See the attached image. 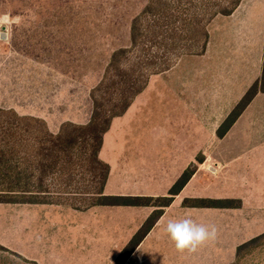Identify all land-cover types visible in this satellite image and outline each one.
I'll list each match as a JSON object with an SVG mask.
<instances>
[{"label": "crops", "instance_id": "0c3cea01", "mask_svg": "<svg viewBox=\"0 0 264 264\" xmlns=\"http://www.w3.org/2000/svg\"><path fill=\"white\" fill-rule=\"evenodd\" d=\"M259 1L264 5V0H244L232 15L227 16L234 20V23L229 26L230 31L220 33L215 40L210 28L219 16L210 23L208 48L203 55H196L204 62L199 71L203 78L201 88L193 85L195 68L187 71L188 75L191 74L188 76L189 79L193 81L189 83L188 80L186 86H154L156 80L157 82L167 80L175 69L154 75L147 88L136 97L128 111L116 117L110 130L105 134L100 158L110 166L104 189L106 195L168 196L183 173L192 164L197 165L192 178L181 192L175 195L171 204L163 208L162 216L134 249L124 253L158 207L95 205L78 209L76 153L73 181L65 184L59 181L58 184H54V178L58 176V173L57 176L51 175L50 178H46V183L49 182L48 185L52 189V192L46 195L60 194L61 191L56 192L55 189L65 190L62 189L65 185L74 191L64 192V195L66 194L69 198L55 199L36 192L27 193L24 196L17 192L13 193L12 201H0V209L5 204L28 208L26 213L29 218L26 221L28 225L26 230L31 237L26 248L16 246L18 234H20L17 231L19 225L16 223L19 221H15L12 215L10 231H8L1 221L2 213L0 212V248L34 264H78V254H84L79 258L81 264H153L154 258L155 264H231L234 262L240 245L264 233V207L261 204L264 173H260L262 177L239 173L233 169L234 159L229 156L228 151L220 149L212 153L204 146L195 149L194 135L180 132L163 135L159 132L162 131L161 128L158 130L162 125L159 126L156 120L143 116L152 103L170 102V99L172 102L170 114L182 108L187 110V115L189 113L193 115L196 103L200 101L196 98L199 90L202 93L201 101L204 106L222 109L229 114L262 75L264 28L262 30L254 23L252 13L249 12L258 5ZM22 24L24 29L32 27L30 22ZM68 26L64 28L68 32L62 35L66 37V43L68 42L64 45L63 52L66 56L64 61L68 63L66 68L52 70L50 64L48 65L44 60H34L28 54H24L25 57H13L14 52H12L10 76L26 79L50 78L52 72L58 76H64L66 72L68 77L78 78V23ZM42 27L49 29L51 25L42 24ZM13 28L14 23H12ZM0 34L2 37L4 33ZM97 40L96 38V44ZM16 52L18 56H21V51ZM92 60L94 59L87 57L84 62L91 63ZM98 62L96 58L91 68L83 67L88 68L86 72H97ZM187 67L189 68V65ZM2 68V57H0V79L3 76ZM5 71L8 73L9 69ZM1 86L0 80V109H12L20 116L42 119L50 133L54 135L60 132L64 123L78 124V118L82 116L78 113L80 109L76 90L70 92L65 98V103H58L56 108L57 106H52L55 102L52 101L49 89L43 88L39 91L33 85L19 87L11 90L8 95L6 93L9 97L6 100H10L8 103L3 99L6 96L2 93L4 89ZM167 94H170L169 98ZM263 105L264 92H261L252 100L228 131L229 133L219 137L216 132L215 140L221 143L231 137L243 120L251 122L253 114L256 113L255 107ZM224 117H220L217 126ZM170 120L167 121L172 124L179 123L177 117ZM186 124L193 127L194 119L188 117ZM23 142L24 149H20L17 144L15 153L12 154L11 173L14 178L16 177L14 182L16 189L24 187V181L19 185L18 175L26 174V187L34 190L39 185L34 135H26ZM164 143L169 144L164 145ZM60 164L61 162H58L57 166ZM244 168L246 167L240 169ZM163 170L171 173V177L165 180L166 183L151 176L153 173L162 174ZM248 170L252 171L251 168H247L246 172ZM224 174V179L220 181ZM211 178L215 184L213 188L207 185ZM214 178L218 180L217 183ZM202 198L229 199L236 204L239 203V206L220 208L184 204L188 199ZM36 206H44L49 212L47 219L44 220L42 233H40L41 222L34 214L33 208ZM28 210H32L30 216ZM186 215L191 216L198 224L216 227L217 239L199 247L195 252L178 251L166 232V225L169 220L182 219ZM21 222L24 223L23 220ZM21 225L24 227L23 224ZM39 236L44 239L45 244L42 247H35L36 241L32 239ZM78 238L81 241H78Z\"/></svg>", "mask_w": 264, "mask_h": 264}, {"label": "rangeland", "instance_id": "374dc122", "mask_svg": "<svg viewBox=\"0 0 264 264\" xmlns=\"http://www.w3.org/2000/svg\"><path fill=\"white\" fill-rule=\"evenodd\" d=\"M151 1L152 0H0V33H4L2 37L0 34V57H2L3 63V76L0 80L2 85L1 88L4 89L2 93L6 96V93L8 95L11 90H16L26 85H33L34 88L39 91H42L43 88L49 89L52 101L55 102L54 104L52 103V106H57L58 103H65L66 96H68L70 92L76 90L78 92V108L80 109L78 113L82 115L78 118V124L76 125L88 124L94 112V90L104 81L114 53L121 48L132 47V26L134 19L146 9ZM161 2L162 4L159 5V7L163 8L164 3L163 1ZM249 12L252 13V20L254 23L263 30L264 5L262 2L259 1L258 5L253 7ZM155 17L156 15L148 14L147 21L143 20V23H146L147 26L142 30V48L141 50H135L134 53H130L124 60L128 63L127 66L129 68L133 67L131 63L138 60V56L141 55L142 58L144 50L149 51L151 49L158 53V48L156 46L154 47V44L156 42L155 37L159 33V28L155 26V23L163 22L164 20ZM166 20L167 19H165V21ZM27 22L32 23L30 29L23 28L22 23ZM12 23H14L13 29ZM17 23L19 24L18 26ZM75 23H78V78L68 77L66 72L64 76H58L52 72L50 78L34 77L26 79L10 76L12 52H14L13 57L20 58L25 57L24 54H28V56H31L30 58L34 60H44L45 63H48V65L50 64L52 70L60 67L62 69L66 68L68 63L64 61L66 56H64L63 52L65 50L64 45H67L68 42L66 43V37L64 38L62 35L68 32V30L64 28L69 27L68 25H74ZM233 23L234 20L232 18L219 16L210 28L214 40L220 33L230 31L229 26ZM42 24L51 25V28L44 29ZM96 38L98 39L97 44L95 43ZM17 50L21 51V56H18ZM87 57L94 60H92L91 63L84 62ZM96 58L99 60L97 63L98 71L86 72L88 68L92 67V63ZM15 61L17 60L15 59ZM188 65L189 68L187 67ZM202 65H204L203 60L197 58L196 55L183 56L172 68L167 70L171 71L175 69L167 80L161 82H157L156 80L154 86H186L188 80L189 83L193 81L189 79L188 76L191 74L189 73L188 75L187 71L195 68V82L193 85L196 88H201L203 85V78L199 71ZM83 66H87L88 68ZM7 68L9 69L8 73L5 71ZM154 75L157 74H152L150 76L149 83ZM96 94L98 95V93ZM167 95L169 98L170 94ZM98 96H100V94ZM7 98L9 97L6 96L3 99L5 102L9 103L10 100H6ZM196 98L200 99V101L196 103L193 115L190 113L187 115V110L182 108L170 114L172 109V102L170 99V102L152 103L143 117L152 118L157 121L156 124L159 126L162 125L158 130L161 128L162 131L159 132H162L163 135L178 132L194 135L195 149L204 146L207 150L210 149L212 153L218 152L220 149L228 151L230 153L229 156H232L234 159V170L243 174L261 176L260 173H264V105L255 107L257 108L255 109L256 113L253 114L254 116L251 122H245L243 120L231 137L226 138L224 142L218 143L214 137L216 136L219 126L225 121L228 111L211 109L210 107L204 106L201 101V90L196 94ZM56 108H58V106ZM231 112L232 110L230 113ZM222 116L225 117L222 118L220 125L217 126V122ZM176 117L179 123L172 124L170 118L175 119ZM188 117L194 119L193 127L186 124ZM166 144L168 145L169 143H164V145ZM75 153L76 158L80 156V154L77 156V152L73 151L71 158H74ZM165 153H167V151ZM88 163L89 162L84 165L78 163L79 187L89 182L87 179L89 178V169L91 166ZM244 166L246 168L240 169ZM247 168H251L252 171L249 172L250 170H248V172H246ZM255 168L257 169L255 170ZM148 169H150V167H148ZM154 170L156 171L155 167ZM164 170L162 174L160 172L153 173L151 176L165 182L166 179L171 177V173H166ZM224 176L225 174L220 181L224 179ZM211 180L212 178L207 182V185L213 188L215 184ZM214 181H216L215 178ZM53 182H55L54 184H58L59 179H54ZM48 183L49 182H47L46 185L49 187ZM62 184H65V182L63 181ZM63 187L67 186L64 185ZM55 190L61 191L60 194L47 196L55 199H59L60 197L69 198L66 194L64 195V191L66 190H59L57 188ZM262 194L261 204L262 207H264V192ZM78 198L87 199L89 196L78 195ZM78 203H80L79 200ZM27 209L26 206L9 204L2 205L0 209L2 213H0L1 221L5 224V228L8 231H10L12 215H14L15 221H19L16 223V225H19V230L17 231L20 233L18 234V245L16 246H21L23 248H26L31 240L30 234L28 230H26L28 226L26 221L29 218L26 213ZM33 209L35 216L38 217V220L41 222L40 227L42 229L44 220H46L49 215L48 208L36 206ZM30 213H32V210H28L29 216ZM21 220H23L24 223H22ZM21 224H23L24 227H22ZM42 231L43 229L40 230V233H42ZM260 232L262 233V231ZM33 240L36 241V246L33 245L35 247H42L45 244L44 239L40 236L38 238L35 237L32 241ZM78 241H81V239L78 238ZM82 256H84V254H78V264H81L79 258ZM0 264L34 263L23 260L0 248ZM242 264H264V248L258 249L252 255L246 257Z\"/></svg>", "mask_w": 264, "mask_h": 264}, {"label": "trees", "instance_id": "16d2710c", "mask_svg": "<svg viewBox=\"0 0 264 264\" xmlns=\"http://www.w3.org/2000/svg\"><path fill=\"white\" fill-rule=\"evenodd\" d=\"M164 3L163 8L159 5ZM244 0H152L146 9L134 19L132 26L133 45L131 48L117 50L112 58L109 70L101 85L94 90V112L91 121L86 125L67 123L57 135L50 133L46 123L39 118L20 116L15 110L0 109V201L10 202L14 194L20 192L38 193L47 196L52 189L46 184V178L51 175L58 176L60 183H70L74 178L73 151L80 154L78 163L91 166L89 169V181L84 186H78V195L89 198H78V209H86L95 205H150L158 207L138 234L133 238L124 253L134 249L153 228L167 207L179 194L188 181L192 178L197 165L192 164L172 187L170 194L163 197L143 196H118L106 195L105 185L110 173V166L100 158V152L104 144L105 134L110 130L113 120L124 115L136 97L148 86L152 74H159L172 68L177 61L187 55H203L209 43V24L218 16L232 15ZM148 14L156 15L155 18L164 20L156 22L159 33L155 37L153 50H144L139 59L132 62L129 68L125 57L135 50H141L142 30L146 28ZM165 19H167L165 21ZM143 50V49H142ZM129 62V61H128ZM110 72V73H109ZM261 92H264V64L262 75L247 91L245 96L236 105L232 112L219 127L217 134L224 137L245 112L252 100ZM100 94V96H98ZM34 135L35 161L38 171L37 189L26 187L27 175H18L19 185L24 181V187L16 189L14 182L16 177L11 173L12 154L17 144L24 149L26 135ZM68 157V158H67ZM201 161V159H198ZM61 162L60 166L57 163ZM86 176V175H85ZM80 182V181H78ZM61 189V188H60ZM64 192H74L70 189ZM55 192V191H54ZM58 192V190L56 191ZM40 195V196H41ZM88 201V202H87ZM229 199H188L186 206L196 207H235V203ZM239 206V205H238ZM264 248V233L243 243L237 249V255L231 264H242L256 250Z\"/></svg>", "mask_w": 264, "mask_h": 264}, {"label": "clouds", "instance_id": "9594fccd", "mask_svg": "<svg viewBox=\"0 0 264 264\" xmlns=\"http://www.w3.org/2000/svg\"><path fill=\"white\" fill-rule=\"evenodd\" d=\"M166 232L178 251L195 252L199 247L217 239L216 227L198 224L191 216L169 220ZM155 264V258L153 259Z\"/></svg>", "mask_w": 264, "mask_h": 264}]
</instances>
